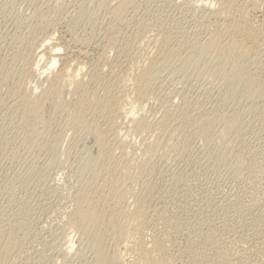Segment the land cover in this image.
Instances as JSON below:
<instances>
[{"label": "rangeland", "instance_id": "rangeland-1", "mask_svg": "<svg viewBox=\"0 0 264 264\" xmlns=\"http://www.w3.org/2000/svg\"><path fill=\"white\" fill-rule=\"evenodd\" d=\"M220 2L0 0V264H92L95 236L76 216V197L92 171L105 170L127 183H118L112 195L107 187L98 197L131 212L133 197L138 200L142 215L131 240L157 264L187 262L189 249L203 247L215 233L230 251L244 242L253 245L252 259L264 264V0H230L234 10L249 12L244 15L253 27L262 26L254 41L261 64L254 69L249 60L248 68L263 89L252 102L236 95L225 104L227 88L213 54L194 64L187 57L193 56L192 45L205 44L230 23V16L216 14ZM45 44L62 48L53 74L78 70L96 97H105L108 109L102 113L84 108L87 123L114 126L105 134L102 154L87 128L71 123L78 102L72 86L63 88L59 104L35 102L49 88L45 75L35 72ZM158 59L167 66H157ZM142 66H148L144 91L136 93L133 76ZM218 114L238 116L237 127L226 131ZM132 117L144 119L146 127L130 122ZM195 121L213 123L197 129ZM103 233L102 253L132 264L131 241L122 244L113 232ZM8 240L10 248L4 245ZM69 240L74 247L65 259Z\"/></svg>", "mask_w": 264, "mask_h": 264}, {"label": "bare ground", "instance_id": "bare-ground-1", "mask_svg": "<svg viewBox=\"0 0 264 264\" xmlns=\"http://www.w3.org/2000/svg\"><path fill=\"white\" fill-rule=\"evenodd\" d=\"M252 3H253V1H252ZM119 6H120V2L118 4V6H116L117 8H115V10L118 9ZM205 8H208V6H205L204 9ZM210 8L211 7H209V9ZM206 10L207 9H205V11ZM242 10H244V9H241L240 11H238L237 9L234 10L233 6L230 4V0H221L219 11L216 12V14L218 16H220L218 18H223L221 16H224V17L227 16V18H229L228 16H230V20H231V21H229L230 23L226 24V26L223 29H221V27H218L220 29L219 30L217 29V31L215 29H213V30H215V32L213 34H211L210 36L207 35L210 38H207L209 40H208V42L206 41L205 44L200 45V43L196 42V44L192 45L193 47H195L193 49L194 51L191 49L192 53L190 52V54H193V56H192V58L189 55L187 56V57H189L188 59L192 61V63L197 62V60L199 58H200L199 60L204 59V56H207L204 54H207V53H209L210 55L213 54L212 56H214V58L217 59L216 61H218L220 63V66H219V63L217 64L220 67V69H218V72H217L216 71L217 68L215 67V72L218 75L217 77H219L220 80L222 78V81H223L222 83L224 84V87L227 88V91L225 89L224 97H222L221 102H223V104L229 103V101H231L230 99H232L236 95H238L240 97L243 96V98H246V101L249 100L252 102L255 99H257L258 95L261 93V91L263 89V84L261 83L260 77H258L256 75V71L255 70L252 71L248 68L249 60L252 61V63L250 62V65L252 64L251 67L254 66V69L257 68L258 65L261 64V62H260L261 60L258 59L260 55H258L257 51L255 50V43L256 42H254V41H257V39L259 38V34L261 32L258 29L259 26L257 28H256V26L253 27L254 25L251 24L252 21L247 22L246 17L244 15L247 13L246 12L247 10L246 11L244 10L245 13L241 12ZM209 11H211V9ZM209 11H207V12H209ZM212 12L214 13V10ZM38 14H39V11H38ZM209 14H210V12L208 13V15ZM216 14H215V16H216ZM201 16H202V14L200 15V17ZM206 16H204V17H206ZM260 27H262V26H260ZM261 31H262V29H261ZM51 35L52 34H50V36ZM226 36L228 38L227 41L224 40L226 38ZM51 40H52V38L49 37V38H47L46 42L48 43ZM253 42H254V44L252 45ZM113 43H114V39L109 38L107 41V45L112 47ZM43 46H44V48L42 47L43 50L38 52L39 54H37V56H36L37 61L35 63V66H36L35 72L39 76L45 75L44 77H45L46 81H48V83H49V86H48L49 88L47 90H42L39 95L35 96V99H34V100H36L35 102L41 104V103H46V102L52 101L55 104H59L61 102V97L63 96L62 94L64 93V89H65L64 87L72 86V88H73L72 92H74L73 94L77 95V97H78L77 101L78 102L75 104V107L72 110L71 117H70L71 123L73 125H76L79 127L87 128L86 129V131H87L86 135L91 137L95 141L94 143L97 146L96 148H98L99 152H101V154H102V152H103L102 148L105 147V144H106V142H105L106 140L104 139V137L107 135H105V134H108L111 131V126H113V125H111V126L109 125V127L106 126V128H102V126H100V125L92 124V123L89 124L90 122L87 123L85 121V110H84V108H85V104H88L89 107H94L93 109H96V110H94V112L99 111L100 113H102L104 110L108 109V106L106 105V101L103 99L105 97L97 98L95 95L94 89L89 88L83 82V80L79 79V77H78L79 71L78 70L72 71V70H69V67L68 68L64 67L65 69L61 70L58 74H53L52 71L54 70L55 66L58 65V62L60 61L61 56L59 54V51L62 52V48H61V46H59L57 44H50L49 46H47L45 44ZM104 50H105V48H104ZM212 56H209V57L212 58ZM119 57H121V56H119ZM214 58H213V60H215ZM257 59L259 61H257ZM45 60H46V62H45ZM211 61H212V59H211ZM41 62H43V66L38 68L37 63L39 64ZM154 62L157 63V66L163 65L165 67V65H166V62L163 59H158V60H155ZM257 62H259V63H257ZM150 65H152V63ZM148 66L147 67L142 66L143 68L141 70L138 69L139 72L137 71V73L133 76V87L131 88L133 90V92L142 93L144 91L143 88H144L145 72L148 70ZM215 66H216V63H215ZM220 75H221V77H220ZM96 78H94V80ZM92 80H90V81H92ZM220 80H219V82H220ZM90 81L88 84H90ZM34 91L36 92V90H34ZM117 92H118V90H117ZM117 101H119V100H117ZM118 103L119 102L115 103V105H117ZM220 105H222V103ZM252 107H253V104H252ZM30 111L31 110H27V113H30ZM119 111H120V108H119ZM184 111H185V109H184ZM221 111H222V109H221ZM185 113H186V111H185ZM219 114H221V113L219 112ZM219 114H218V116H219L218 119L220 120L219 124L226 131H232L235 129V126L237 127L238 122H237L236 118L238 116L237 117L235 116L236 118L233 117L234 113L232 116L230 115L227 117L223 116V115L221 116ZM178 115H181V114H178ZM181 116L184 118L185 115L184 116L181 115ZM103 117H105V116H103ZM201 117H200V119H201ZM195 118L196 117H194V119ZM136 120H135V117H132L130 122L136 123L137 126L141 127V128L146 127V122L144 119H139V121H136ZM210 120H212V119H210ZM198 121L197 122L195 121V125H196L195 127L197 129H204L205 127H207L208 125L213 123V121L212 122H210V121L198 122ZM215 121H217V120H215ZM133 129H134V127H133ZM117 138H118V136H117ZM203 166H205V165L203 164ZM120 172H121V170H120ZM123 173L121 172V174H123ZM130 174H124V175L130 176ZM90 177L91 178L88 182H85L83 180L85 183H87V186L82 187V189L79 190L78 196L76 197V203H77L76 216H78L80 218L81 223L84 226V228L92 229V233L95 236V250L97 251V255L94 258V262L92 264H117V263L118 264H125V262H123L121 260H120L121 262L119 260H116V262L114 260H110L106 257V255H104V253H102V243H103V236H104L103 232H105V231L113 232L115 234L116 238L122 244H124V243L128 244L127 242H129V241H131L130 243H132V240H131L132 237L130 235V230L136 229L138 227L137 215H139V216L142 215V213L140 211L139 202L135 197H133L132 201H133V205L136 208V210L132 211V212L127 210V208H128L127 206H126L127 208L123 207V205H122L123 203H113L112 204L113 201L111 203H108L105 198H99L98 194L100 193V191L104 190L107 187H110L109 193L111 195L114 194V191L116 189H118L116 186H118V183L121 182L120 181L121 179H114L112 176L108 175L107 170H105V172H103V173L92 171ZM130 177H132V175ZM121 183H124V181ZM125 183H127V182H125ZM125 183L123 185H125ZM131 183H133V182H131ZM120 185L122 186V184H120ZM119 188H120V186H119ZM125 192H126V189H125ZM128 192H126V193H128ZM94 201H95V204H94ZM114 202H116V201H114ZM70 226H73V224H71ZM206 233L207 232H205L204 234H206ZM212 233H213V230H212L211 234ZM80 234L84 235L85 230H82L80 232ZM263 235H261L262 239L264 238ZM219 236H216V233L214 235H210V236L207 235L205 237V243H204L203 247H198L196 249H193L191 247L189 249V251L187 252L188 253L187 255L189 256L187 259V262H182V264H257L258 261L255 263V261H254L255 259H252V256H251L253 254L252 251L255 248V247L253 248V245L250 246L249 244H247V245H249V247H248L247 245H245V242H244V245H241L243 247L239 246V248H236V250L235 249L233 250V248L231 247L232 251H230V250L225 249L222 246L221 241H223V240L221 239V236H220L221 241L220 242L217 241L218 239H216V238L217 237L219 238ZM259 239H261V238H259ZM224 241H226V240H224ZM263 242H264V239H263ZM12 244H13V240H8L4 245L6 248H10L12 246ZM67 244H68V248H66V250L64 252L62 251V254L64 255V256H62L63 258L68 256L74 247V243L71 240H69V242H67ZM128 245H131V244H128ZM154 246H156V244H154ZM251 248H253V249H251ZM260 248L262 249V247H260ZM129 249H130V253H132V255H133L132 258L130 259L132 261V264H157L154 260H152L153 256L149 255L146 252V250L143 249L141 246L137 245V247H135V245L132 243V245L129 247ZM258 258H260V256ZM65 259H67V257ZM164 260L165 261H163V262H165V264H172L171 261L174 262V260H172V259H164Z\"/></svg>", "mask_w": 264, "mask_h": 264}]
</instances>
